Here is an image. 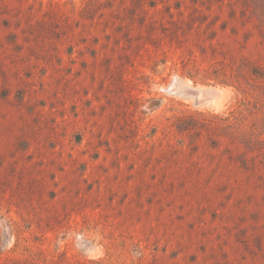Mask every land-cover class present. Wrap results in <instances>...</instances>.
Returning <instances> with one entry per match:
<instances>
[{"label": "rangeland", "instance_id": "374dc122", "mask_svg": "<svg viewBox=\"0 0 264 264\" xmlns=\"http://www.w3.org/2000/svg\"><path fill=\"white\" fill-rule=\"evenodd\" d=\"M0 264H264V0H0Z\"/></svg>", "mask_w": 264, "mask_h": 264}, {"label": "water", "instance_id": "95a60500", "mask_svg": "<svg viewBox=\"0 0 264 264\" xmlns=\"http://www.w3.org/2000/svg\"><path fill=\"white\" fill-rule=\"evenodd\" d=\"M175 92L177 93H185L193 96L197 101H207V100H214L217 96L218 93L215 90L211 89H204V90H192L188 89L183 86L182 83L176 82L174 85Z\"/></svg>", "mask_w": 264, "mask_h": 264}]
</instances>
